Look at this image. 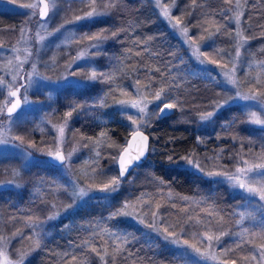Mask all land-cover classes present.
I'll use <instances>...</instances> for the list:
<instances>
[{"label":"snow or ice","instance_id":"6c2138e0","mask_svg":"<svg viewBox=\"0 0 264 264\" xmlns=\"http://www.w3.org/2000/svg\"><path fill=\"white\" fill-rule=\"evenodd\" d=\"M72 2L86 6L88 9L83 15H76L74 20L66 21V23L74 25L77 30L85 27L90 28L99 18L108 16L112 8L115 7L113 0H72ZM156 2L159 4L160 0H156ZM230 2L231 0H224V3ZM20 7L30 10L25 13V15L29 16V20L25 22V25L31 23L32 18L36 17L38 18L37 23L41 27L47 25L51 19L63 10L60 7V0H36L34 3L21 4ZM190 7L192 11H187V9L185 11L188 16L195 18L196 23L193 26L202 29L203 33H206V35L199 36L201 45L197 46L190 55L196 56L199 64L203 66L202 71L209 74L210 79H214L211 76L213 69L208 68L207 65L217 66L220 72H217L216 75L222 73L226 83L232 85V88L227 90L232 91L234 89V94L224 100L223 103L214 102L212 111L199 114V121L212 122L216 112L231 101L240 103L242 108L246 110L249 123L264 126V62L253 64L246 59H241V48L247 44L249 37H245L240 31L244 13L240 11L239 0H237L236 8L232 15H229V10L227 9L220 15L221 21L228 24L234 22L236 26L234 56L231 52L227 50L221 51L215 46V40L223 34L221 28L217 27L215 32L209 31L208 27L205 26L206 22L202 18L195 16L196 10L200 7L197 4V0H192ZM161 8L164 18L169 22L175 21V23L171 24L172 29H178L187 37L189 28L186 22L182 21L180 16H171L167 5H161ZM81 21L86 23H79ZM64 27V24L60 25V28ZM60 28H57L56 31L59 32ZM25 32L26 28L22 26L20 28L22 37ZM223 32L228 33V29L224 28ZM49 35H52V33ZM111 38L117 42H121L120 31H112ZM45 39V36L40 35L39 32L36 33L34 47L37 53H39L40 46L44 43ZM68 39L85 41L82 49L69 65V67L76 65L79 69L78 71L69 73L71 76L80 77L73 82L76 86L95 88L98 84H105L108 86V90L104 96H115L116 92L119 91L124 97L132 95L137 97L136 99L114 100L116 112L113 116H120V122L129 129V138H126L125 145L118 146L122 150L114 155L109 154L115 166L116 174L109 176L108 172L100 167L98 162L105 157L102 150H96L93 161L95 166L89 178L95 181L99 177L102 182L91 183L86 187H79L77 184L72 185L74 204L77 200L86 202L84 198L96 199L97 197L90 195L93 191L104 193L103 199H115L111 194L119 191L130 169L142 167L148 156L155 152V148L149 142L151 133L148 132V129L153 126V118L156 120L166 119L173 109L181 107V102L173 95V92L178 79V76L175 74L182 71L178 65L183 63V58L179 57L176 61L165 63L164 68L156 67L155 69L144 67L141 61V67L137 68L132 74L134 83L122 86L117 83L118 78L114 71H105L96 66V56L105 51V42L109 39L104 29H100L95 33L86 31L80 35L69 33ZM150 40L151 38H148V41L141 40L136 43L144 44V51L150 56L159 59L157 53L149 52L148 45ZM209 41L213 43L208 44L207 42ZM205 45H207L206 48L204 47ZM191 46V41L189 40L188 47L191 48ZM19 51L17 48H12L11 52L15 55L9 57L0 66V145H11L13 148H20L26 157H31L32 153L28 151V148H35V144L30 143L27 147H24V137L13 136L11 133L20 120V112L34 103L28 98V91L33 87L34 82L37 79L47 81V84L42 85L47 87L49 85H58L60 81H53L50 77L44 76L38 71L37 63L31 60V50L26 52L23 59L18 54ZM137 55H140L139 50L137 51ZM211 55H215L219 59H211ZM221 61L226 62L221 63ZM229 63L232 65L231 68H228ZM26 64L30 65V71H25L24 66ZM52 64L54 66V60ZM44 66L47 67L48 65L45 64ZM245 68L249 70L244 73L248 91L241 90V82L237 79V73L243 71ZM253 69L258 70L255 76L250 75V71ZM116 71H122L119 61L116 64ZM157 74L159 75L157 76ZM192 75H195V73H192ZM144 77L147 78V83L142 85V78ZM169 77L172 78L169 79ZM180 78L182 79V77ZM119 79L123 80V75ZM64 80L66 81L67 77H64ZM113 85L116 86L113 87ZM128 89H132V91L129 92ZM83 107L107 108L109 105L104 97H98L91 104L85 102ZM68 108L69 110L64 113L63 126L55 129L60 137L65 136V129L73 116V112L81 110V106L75 102L70 103ZM125 120L127 123H124ZM234 123L235 119L225 126V129ZM262 131H264V128H262ZM106 136L107 133H100V137ZM260 139L264 141V136H261ZM17 140L20 141L19 144L16 143ZM197 141L198 143L202 142L199 137H197ZM89 143L96 149L101 144V140L97 139L94 141L92 137H87L83 147L88 148ZM255 144L256 141L249 140L248 151L242 150L236 154L232 170H228L225 165H217V170L206 171L205 166L192 153L181 156L178 159H174L172 155L167 157L168 161L178 168L202 174L210 179H214L215 183H226L231 189L236 191L237 195L245 203L237 205L236 207L241 210L238 212L233 211L231 214L233 217H238L235 220L237 229L235 232H226L222 228L217 229L215 227L214 221H216V217L220 212L215 205L200 208V211L205 214L196 219H194L188 207H183L180 210L185 213L187 219L182 224L174 225L169 222V214L166 210L164 212L159 211L162 207L160 204H156V210H152V205L144 200L143 195L136 198V204H133L131 199H126L122 205L115 207L109 213L107 220H114L121 216L132 217L139 224L149 229L148 232L144 233L146 243L154 244L153 234H155V239H162L166 244L173 246L174 256L184 261V264H201V261H203V264H207L209 258L216 260V256L211 251L213 247L218 248L223 255L222 264H264V211H262L264 209V143L260 144L258 153H252V146ZM244 147L243 142H241V149ZM77 151L78 149L73 148L72 151L65 154L63 151L57 149L55 151H48L46 155L53 159V163L58 161L60 166L70 169L73 156ZM180 161H183V164H180ZM87 163L88 161L85 160V164ZM13 174L19 175L20 173L14 170ZM153 182L157 185L171 188L170 183L166 182L162 177H154ZM17 187L20 186L17 185ZM169 196H171V191H169ZM179 199L184 205H189L190 203L197 206L207 205L206 199L197 201L193 198L190 201L187 196ZM171 206L176 208V202L172 201ZM248 209L252 210L249 211ZM195 210L193 208V212ZM141 212L143 215H140ZM257 212L259 213V219H257ZM149 215L152 217L150 222L147 220ZM56 218L57 216L54 214L48 217V220L51 221ZM29 220H31V216H29ZM26 227L33 230L32 235L36 237V247L38 248L40 246V239L42 238V223H28ZM91 227H93L92 223L89 224V228ZM109 227L111 230L108 232V236L115 242L110 244L109 247L112 248L113 253L126 257L127 246L135 238L130 237L126 232H121L114 224ZM176 227H180L179 233L175 231ZM192 229L195 230L193 231ZM225 236L230 238L235 237L233 241L234 246H224L222 240ZM15 239H23V234L17 231L11 237L0 236V264H23L26 254H21L19 260L16 261L9 258V247ZM192 240L198 241L200 246L191 243L190 241ZM257 240L260 242L254 243ZM246 244L250 246L247 250L244 247ZM204 246H206V250L202 251V247ZM78 247L80 250L90 247L91 251L100 257L103 264H115L116 256L110 254L108 248H104L103 252L98 251L97 246L89 241H85L83 245ZM65 256H70L72 260L77 259L75 253H65ZM197 257L200 259H197Z\"/></svg>","mask_w":264,"mask_h":264},{"label":"trees","instance_id":"16d2710c","mask_svg":"<svg viewBox=\"0 0 264 264\" xmlns=\"http://www.w3.org/2000/svg\"><path fill=\"white\" fill-rule=\"evenodd\" d=\"M113 2L115 7L112 8L108 16L99 18L90 28L85 27L84 29L93 32L104 29L105 34L109 36V39L105 42V51L99 54L98 59H100L99 64H101V67L108 66L112 57L119 59L123 69L116 74L118 82H124V80L119 79L120 76L123 75V78H127L137 68H140L141 61L144 67L155 69L156 67L164 68L165 63L176 61L179 57L183 58V63L178 65L182 71L175 74L178 79L173 92V95L181 102V107L174 109L173 113L168 115L166 119L156 120L153 118V126L148 129V132L151 133L150 145L155 148V152L148 156L142 167L132 169L125 176L122 184L127 182L126 187H128L129 195L132 198L139 196L140 192H148L152 195L151 197L155 196L162 206L160 210L167 211L168 218L173 221L174 225L186 221L185 213L180 210L183 207H188L193 217L196 218L205 214L200 211V208L215 205L220 210L219 215L216 217L217 225L223 224V227L232 228L236 217L231 214L236 211L238 198L228 197L223 192V185L210 183L202 174L178 168L170 163L167 157L172 155L174 159H178L192 153L205 168L211 164L210 161L212 160L214 162L212 164L226 166L231 162L234 153L239 152L236 148L237 142H243L244 137L251 130L258 129L248 122L239 104H228L222 107L216 112L212 122L199 126L195 115L205 112L208 103L219 94L221 88L217 83V79L212 80L209 77L190 73V68L194 67V63L187 48H185L186 46L182 43L180 37L160 18L150 0H113ZM168 2L171 5V14L174 17L180 16L186 22L192 37L199 39L200 35H206L202 29L193 26L196 23L195 18L188 16L185 11L186 9L192 11L190 7L192 0H169ZM242 2L244 3L243 21L247 22L248 26L257 28L256 30L259 33L263 32L264 0H242ZM197 4L200 7L196 10L195 16L206 22L205 26L208 27L209 31L215 32L216 28L220 27L223 33L224 28L231 27L230 24L220 20V15L226 9L229 10V15H231L234 5L233 0L230 3H224V0H197ZM10 21L11 18L0 11V28ZM117 30L120 31L121 42L111 38V32ZM224 34L220 35L215 43L216 41H222L225 38ZM258 37L259 39L264 38V35ZM148 38H151L148 45L149 52L157 53L159 59L145 52L144 44L136 43L141 40L148 41ZM259 39L255 37L252 42ZM206 46L204 47L206 48ZM138 50L140 55H137ZM210 57L219 59L215 55ZM171 78L169 77V79ZM144 83H147L146 77L142 78V85ZM102 87L108 88L105 84H98L95 88L63 86L55 94L60 102L57 104L60 106L63 103L61 106L68 108L70 103L75 102L83 108L84 112L80 113L82 115L75 116L72 119L74 126L78 121L81 126L69 128L72 134L71 137L78 138L79 143L82 145L87 137H92L93 140L100 139L106 142V147H109V145L121 146L129 137V132L120 122L121 117L118 115L113 116L116 108L110 106L108 102L109 107L107 108L83 107L85 102L91 104L96 94L102 91ZM55 113V111L52 112V115H55ZM100 115H105L106 118L102 123L94 119ZM233 119H235V123L225 129V126L229 125ZM33 126L34 120L28 119L24 125L17 126L14 130L19 132L17 134L27 137L31 143L44 146L43 144L47 141L45 137L48 136V133L44 131L42 134L40 131L36 133V130L32 129ZM101 132L107 133V136L100 137ZM197 137L202 142L198 143ZM102 152L104 157L108 155L106 149ZM44 159L42 161L45 164L39 163V160L34 162L38 168L32 170L33 174L39 175L44 181L56 179L55 169H58V167L51 166ZM11 160L9 158L6 161L7 163H2L3 168L13 164ZM105 161L106 157L98 162L100 167ZM80 162V160H77L78 165ZM180 164H183V161H180ZM113 167L112 170L116 173V169ZM2 173L4 174V172ZM154 177H162L170 183L171 188L157 185L153 182ZM169 191H171V196H169ZM200 193L206 196L207 205L197 207L191 205V203L184 205L179 199L184 195L198 196ZM45 196L47 197V192L34 190L33 184L29 182L20 188H2L0 190V213L3 220L0 219V221L5 226L3 232L0 231V233H6V229L7 231H13L19 227V232L23 233L24 227L19 224L22 220L30 221L29 216H31V221L44 218L48 205ZM172 201L176 202V208L171 206ZM101 206L102 204L98 201L82 204L67 212L60 219L53 221L50 224L52 227L49 234L40 240L38 248L35 243L25 257L23 264H99V256L93 253L90 247L83 250L78 247L83 245L85 241L94 242L95 237L91 234L93 227L89 228L90 223L93 226L103 223L108 227L114 224L118 229L129 232L131 237L135 238L127 246L126 257H121L113 252L110 253L116 256L115 264H180L183 262L174 256L173 248L164 241L154 239V244L146 243V238L137 223L121 218L107 220ZM193 208L196 209L194 212ZM176 228L178 229V227ZM257 241L254 243H257ZM244 247L247 250L250 246L246 244ZM65 253H75L77 259L72 260L70 256L66 257Z\"/></svg>","mask_w":264,"mask_h":264},{"label":"rangeland","instance_id":"374dc122","mask_svg":"<svg viewBox=\"0 0 264 264\" xmlns=\"http://www.w3.org/2000/svg\"><path fill=\"white\" fill-rule=\"evenodd\" d=\"M153 4V8L156 9L157 13L159 14L160 18H162L169 28L177 34L182 43L186 46L189 55L190 53H193L195 48L197 46L201 45L200 39H195L192 37L191 32L189 30L188 36H184L178 29L173 30L171 27L172 23H175V21L169 22L166 18L163 17V12L161 5H167L169 7L170 15L171 14V5L168 2L169 0H160V3L157 4L156 0H150ZM36 0H0V11L4 13V15H7L11 18V21L9 23L4 24L0 28V66H2L6 60L15 55L14 53L11 52L12 48H17L19 49V55L21 59L24 58L26 52L28 50H31L32 52V57L31 60L32 62L37 63V69L38 71L47 77H50L51 80L53 81H60L58 85H49L47 87H44L42 85L47 84V81H40L37 79L33 87L29 89L28 91V98L30 101H33L31 105L27 106L22 112H20V120L17 122V126H22L25 124V122L30 119L34 120V126L32 129L36 130V133L40 131L42 134L43 131L48 133L45 137L47 140L44 146L41 144L35 145V148H28V151L32 153L31 157H26L22 149L20 148H13L11 145H0V190L5 187H14V188H20L23 185H26L27 182L30 184H33L34 190H42L43 193L47 192V197L45 196V199L48 202L47 205V211H45V216L44 218L40 220H22L21 223L24 227V232H20L23 234V239H15L12 242V245L9 247V258L12 259L13 261L19 260L21 254H29L30 250L34 247L36 241V237L32 235V229L26 227V224L28 223H42L43 225V231H42V238L45 237L46 235L49 234L51 231L50 224L55 221L60 219L62 216L66 215L67 212H69L72 209H75L79 205L82 204H89V203H94L98 201V203L102 204L101 207H103L104 211V217H108L109 213L114 210L115 207L122 205V203L126 199H131V202L133 204L137 203V197L143 195L144 200L152 205V210H156V204H159L157 201V198L155 196L151 197L152 195L148 192L143 193L140 192V195L132 198L131 195H129V190L126 184H121V187L117 193H112L111 196L115 197V199H103L105 196L104 193H100L97 191H93L90 195L97 197L96 199H89V198H84L86 202H82L77 200L76 203H73V198H72V185L77 184L79 187H86L91 183H100L101 178H97L95 181L91 180L89 177L92 173V169L95 166L93 163L94 161V155L96 150H107V156L106 161L103 163L102 168L106 172H108L109 176L115 175L116 173L113 172L112 167L114 166L113 161L111 159V156L109 154H117L118 151L122 150L116 145L106 147L107 143L104 141H101V144L94 149L92 144H89L88 148H84L81 143H79L78 138H73L71 137V131H69L70 127H73L74 125L72 124V119L75 116L82 115L80 113L84 112L83 108L79 112H73V116L70 119L67 128L65 129V136L60 137L59 134L55 131L56 128L63 126L64 123V113L69 110L66 106H61L63 105L60 104L58 106L57 103H60L57 100V97L55 94L57 93L58 89L71 85L74 87H82V86H76L73 82L80 77L77 76H71L69 75L70 72L73 71H78L79 69L77 68L76 65H72L69 67L71 64L72 59L78 54V52L82 49L83 44L85 41H81L79 39H68L69 33H73L75 35H80L87 30L84 28H79L78 30L74 27V25L66 23V21H72L75 19L76 15H83L85 11H87L86 6H81L78 3L72 2V0H60V7L63 9L62 11L59 12L58 15H56L53 19H51L47 25L44 27H41L37 23L36 17H33L31 20V23H28L25 25V22L29 20V16L25 15V13L29 12L30 10L24 9L20 7L21 4L24 3H34ZM233 8L231 11L232 13L235 11L237 0H233ZM240 4V11L242 12L244 3L242 0H239ZM174 17V16H173ZM183 21V20H182ZM81 24H84L86 22H79ZM64 24V28H60V25ZM231 27L227 28L228 33H225L222 41H216L215 46L219 48L221 51H229L232 53V55H235V47H236V37H235V29L236 26L233 23L230 24ZM24 26L26 28V32L24 36H21L20 33V28ZM60 28V31L57 32L56 29ZM67 29V30H66ZM257 28H253L251 26H248L247 22L241 21V27L240 31L243 33L245 37H249L247 44L243 48H241V59H246L253 64H258L260 62H264V57H259L264 56L262 50H264V38H260L258 36L264 35V31L260 32L256 30ZM39 32L40 35L45 36V41L44 43L40 46L39 53L36 52V49L34 47V41L36 39V33ZM93 32V31H91ZM52 33V35H49ZM95 33V32H93ZM224 33V32H223ZM230 33V35H229ZM257 38L259 40L252 42V39ZM189 40L191 41V48L188 47ZM209 44L213 43L211 41L207 42ZM203 50V48H202ZM99 54L96 56V66L99 68L104 69L105 71L112 70L115 72V75L118 73L116 71V64L119 59H116L112 57L108 63V66L106 67H101L99 64L100 59H98ZM192 62L194 63V67L190 68V73H195V75H201L204 77H209V74L205 73L202 71V65L199 64V61L197 60L195 55H190ZM211 58V57H210ZM212 59V58H211ZM55 61V64L53 66L52 61ZM120 62V61H119ZM226 61H221V63H224ZM121 63V62H120ZM47 64L48 66L45 67L44 65ZM122 65V64H121ZM122 67V66H121ZM208 68L213 69L211 76L214 77V79H217V83L220 86V92L214 98L212 101H210L207 105V111H212L214 108V102H220L223 103L224 100H226L228 97L232 96L234 94V89L232 91H228L227 89H231L232 85L227 84L226 81L224 80V77L222 73L220 75H216L217 72H220V69L215 66V65H207ZM232 65L231 63L228 64V68H231ZM25 71H30V65L26 64L24 66ZM123 69V68H122ZM249 70L245 68L243 71L237 73V79L240 80L241 82V90L243 91H248V86H247V80L245 78V72H248ZM257 69H253L250 71V75L255 76L257 74ZM64 77H67V80H64ZM124 82H118V84L123 85H128L130 83H134V79L132 78V75H128L127 78H123ZM213 80V79H212ZM103 86V85H102ZM116 85H113L115 87ZM103 88V87H102ZM108 88H103L101 92L96 94V97H94L93 100L97 99L98 97H104L106 99V102L110 104V106L115 107L114 100L115 99H136L137 97L135 95L129 96V97H124L120 94L119 91L116 92L115 96L108 95L104 96V94L107 92ZM129 92L132 91V89H128ZM151 99V97H149ZM228 104H239L240 108L245 114V117L247 118V112L245 109L242 108L240 103L236 102H229ZM225 104L224 106L228 105ZM151 107V106H150ZM58 108V109H57ZM57 110V111H56ZM255 110V109H254ZM19 111V110H18ZM56 112L55 115H52V112ZM174 111V109H173ZM173 113V112H172ZM171 113V114H172ZM204 113V112H201ZM199 113V114H201ZM199 114L195 115L196 121H198L197 124L200 125H207L208 122H200L199 121ZM96 121H100L101 123L106 120L105 115H100L98 118H94ZM248 120V119H247ZM121 121V119H120ZM124 123H127L125 120ZM254 127H256L258 130H251L245 139L243 140L244 148L241 149V142H237L236 148L241 152L240 150L243 151H248V141L249 140H254L256 141V144L252 146V153H258L259 152V146L261 143H264V141H261L260 137L264 136V131H262V128L264 126L261 125H255L250 123ZM16 126V127H17ZM81 126V123L78 121L74 127ZM16 127L14 129H16ZM240 130V129H239ZM127 131L129 132V129L127 128ZM16 130H13L11 135L13 136H21L17 134ZM23 136V135H22ZM241 136V135H240ZM24 137V136H23ZM103 140V139H102ZM95 141V140H94ZM17 144L20 143L19 140L16 141ZM30 140H28L27 137H24V147H27L30 144ZM125 144V143H124ZM122 144L121 146H123ZM104 145V146H103ZM73 148L78 149L76 154H74L73 159H72V164L70 166V169H66L65 167L62 166H57L58 169L56 170L55 176L56 179H51V180H46L44 181L39 177L37 174H33L32 170L37 169L38 167L35 166L34 162L36 160H39V163L45 164L42 159L45 158L46 160V153L48 151H55L57 149L63 151L65 154L67 152L72 151ZM83 150V152H82ZM110 150V151H109ZM256 151V152H255ZM238 152L234 153L232 156V159L230 160L231 162L226 165L228 170L233 169V164H234V158L236 157V154ZM12 159L13 164L10 166H6L3 168L2 163H7L8 159ZM77 160H80V164H77ZM85 160L88 161L87 164H85ZM217 160V159H216ZM47 163L48 160H46ZM218 162V161H217ZM76 163V164H75ZM210 165H208L207 168H205L206 171H213L217 170V164H212L214 163L213 160L210 161ZM51 164V163H49ZM6 165V164H5ZM53 165V164H52ZM51 165V166H52ZM56 166V165H54ZM112 166V167H111ZM115 167V166H114ZM113 167V168H114ZM19 171V175H14L13 172ZM4 172V174L2 172ZM205 179H208L210 183H215L214 179H210L206 176L203 175ZM219 179V178H215ZM43 180V181H42ZM6 182H12V183H6ZM131 182V181H130ZM221 184L223 192H225L228 197H234L235 199L238 198V204L237 205H243L245 201L241 199L239 195H237L236 191L231 189L226 183H217ZM19 185L20 187H17ZM201 194V193H200ZM198 196H188L184 195L183 197L187 196L189 197V200L191 201L193 198L197 201L205 199V195L201 194ZM52 197H51V196ZM71 205V207H69ZM192 205V204H191ZM197 207V205H194ZM114 207V208H112ZM240 208L236 207V211H240ZM251 211L252 209H248ZM159 211H161L159 209ZM264 211V209H262ZM163 212V211H161ZM56 215L57 218L55 220H48V217L52 215ZM140 215H143L141 212ZM257 219H259V213H256ZM121 219H126L128 221L137 223L139 228L141 229V232L144 236V233L148 232L149 229L145 228L144 225L139 224L135 219L132 217H125L121 216L119 217ZM199 218V217H196ZM194 218V219H196ZM0 219L3 220L2 215L0 213ZM152 217L149 215L147 217V220L150 222ZM169 219V218H168ZM238 219L236 217L233 222L232 228L223 227V224L217 225L218 222L214 221L215 227L217 229L222 228L226 232H235L236 229V224L235 220ZM169 222L171 224H174L173 221L169 219ZM246 223H248L246 221ZM4 226L2 222L0 221V231L3 232ZM111 229L104 225L103 223H99L97 225L93 226V231L91 234L93 235L94 238V244L97 246L98 251L103 252L104 248H108L109 253H112V248L109 247L110 244L115 243L114 241L111 240V238L108 236V232ZM121 232H126L122 229H119ZM193 231L195 229H192ZM20 231V227L10 231L6 229V233H0V236H7L11 237L13 233ZM175 231L177 233L180 232V227L178 229L176 228ZM129 234L131 237V234L129 232H126ZM145 237V236H144ZM41 238V239H42ZM187 238V237H185ZM40 239V240H41ZM153 239H155V234H153ZM162 240V239H160ZM235 240V237H228L225 236L223 237L222 243L224 244L225 247H230L234 246L233 241ZM163 241V240H162ZM191 243L197 244V246H200L199 242L196 240L190 241ZM260 241H257L259 243ZM168 245V244H167ZM171 248L173 246L168 245ZM206 250V246L202 247V251ZM212 253L216 256V260H212L211 258L208 259L207 264H222L223 262V255L221 254L220 250L218 248L213 247L211 249ZM197 259H200L197 257ZM99 264H103V261L100 259L98 260ZM180 264H184V261ZM201 264H203V261H201Z\"/></svg>","mask_w":264,"mask_h":264},{"label":"water","instance_id":"95a60500","mask_svg":"<svg viewBox=\"0 0 264 264\" xmlns=\"http://www.w3.org/2000/svg\"><path fill=\"white\" fill-rule=\"evenodd\" d=\"M172 112H173V110L171 111V113H172ZM171 113H170V114H171ZM170 114H169V115H170ZM128 138H129V137H128ZM149 142H150V141H149ZM124 145H125V144H124ZM46 160H48V162L51 163V165H52V164H53V165H56V166H59V165H60L58 161L55 162V163H53V159H52L51 157H49V156H46ZM131 170H132V169H130L129 173L131 172ZM126 176H127V175H126Z\"/></svg>","mask_w":264,"mask_h":264}]
</instances>
